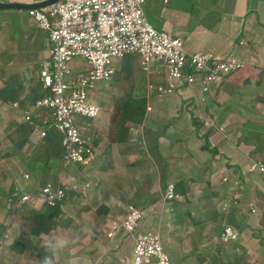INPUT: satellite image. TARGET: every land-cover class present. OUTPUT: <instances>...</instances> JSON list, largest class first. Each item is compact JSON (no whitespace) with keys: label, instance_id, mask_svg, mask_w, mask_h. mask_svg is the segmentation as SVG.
Returning <instances> with one entry per match:
<instances>
[{"label":"crops","instance_id":"obj_1","mask_svg":"<svg viewBox=\"0 0 264 264\" xmlns=\"http://www.w3.org/2000/svg\"><path fill=\"white\" fill-rule=\"evenodd\" d=\"M18 13L0 10V43L3 37L10 46L17 42L10 23ZM144 13L155 29L181 39L188 52L233 58L244 67L214 97L182 88L167 97L148 98L147 83L159 84L162 76L144 75L132 94L151 110H145L142 123L125 124V142L108 136L113 103L106 111L99 106L95 120L80 123L83 135L94 143L92 161L46 170L66 191L60 205L65 223L36 235L37 213L28 212L27 220L20 218L28 231L20 232L19 223L12 226L15 243L4 247L1 264H39L41 246L52 235L70 240L56 264H129L136 233L118 230L108 237L112 222L120 221L129 207L143 213L138 232H159L172 264H264V175L247 173L248 164L264 158V0H150ZM40 33L39 51L45 56L38 71L49 47L46 34ZM15 57L0 56V68L8 70ZM122 63H117L118 71ZM5 79L0 73V89ZM25 86L22 97L28 96ZM169 183L177 196L170 201L164 199ZM225 226L238 233L236 241L221 243ZM125 245L129 252L119 259Z\"/></svg>","mask_w":264,"mask_h":264},{"label":"built area","instance_id":"obj_2","mask_svg":"<svg viewBox=\"0 0 264 264\" xmlns=\"http://www.w3.org/2000/svg\"><path fill=\"white\" fill-rule=\"evenodd\" d=\"M148 1L58 0L50 6L26 11L49 42L47 58L38 75L44 95L33 103L16 102L12 107L23 122L33 126L35 139L41 141L49 131L59 134L63 149L59 170L92 161L94 144L89 136L81 134L80 123L99 116L101 109L94 99L97 84L111 82L117 63L125 56L138 55L140 68L147 76H162L159 84L147 83L148 98L167 97L182 88L197 89L214 97L224 88L228 77L244 67L242 61L233 58L188 52L181 39L150 24L144 13ZM162 1L167 4L170 0ZM76 59L83 60L87 69H81L80 65L71 68L70 63ZM150 110L147 105L146 111ZM247 171L264 175V164L253 162ZM165 191V200L177 198L173 183ZM65 195L62 185L57 183L47 184L34 195L21 193L20 199L27 203L34 197L48 207H55ZM142 219L140 210L129 207L120 221L112 222L108 237L118 230L136 233L129 264H172L158 231L138 232ZM237 239L238 233L232 227L222 229V244ZM3 256L4 241L0 239V264Z\"/></svg>","mask_w":264,"mask_h":264},{"label":"rangeland","instance_id":"obj_3","mask_svg":"<svg viewBox=\"0 0 264 264\" xmlns=\"http://www.w3.org/2000/svg\"><path fill=\"white\" fill-rule=\"evenodd\" d=\"M6 12H20L18 14L21 15L18 19L13 18L10 23L12 29L14 30V39L17 42H13L14 44L10 46L9 43H6V39L8 38L2 36L3 39L0 43V56H16L15 61L13 62V65L15 64V66L8 64V70L4 71L0 68V73L6 77L5 81L14 79L21 82L22 92L24 90L23 83L25 82V87L27 89L26 92L28 96H30L35 89L36 76L39 75L38 69L42 59H44L43 57L45 56L44 52L40 53L39 51L41 30L28 18L26 11L6 10ZM27 18L30 21H27ZM26 24L28 29H30L27 33L24 28ZM34 38V45L31 47V41ZM122 61L121 70H117L111 82L97 84L98 92L95 100L104 111L109 108L111 102L114 101V98L123 97L125 92L131 90L130 87H132V91H134L135 85L144 81V75L146 74L140 68L138 55H127ZM77 65H80L83 70L87 69V65L83 60L76 59L70 63V66L73 69ZM10 66L13 67L9 69ZM111 97H113L112 101ZM14 110L15 109L12 110V108H10L7 104H4V106L0 105V239H3L5 249L6 247H11V245L15 243V240H12L11 238L13 229L12 226L19 223L20 232H27V223L25 221V224L20 222V218L27 220L28 212L32 211L31 213L35 215V213H38L36 212V209L42 205L39 210L40 212L45 207V204L37 201L34 197H32L27 203L20 199L21 193H31L33 195L39 193L40 187L38 188L36 184L31 181L32 178L31 175L28 174L26 163L29 159H34V157L42 160L43 154L39 151V147H41L42 142L35 139L34 135H29L25 145L18 151L17 145L22 139V133H20L18 126L23 123V120L19 112L17 110V112H15ZM87 121L88 120H81V123L86 125L85 123ZM85 127H87V129L89 128V126ZM89 133L90 131H88L87 134L89 135ZM6 154L9 156L6 157ZM254 173H248V175H254ZM26 174L28 175V178L24 179V175ZM46 175L47 176L45 177H41V179H44L45 182H50L51 175ZM27 188L31 191L29 192ZM14 194L19 195L17 199L16 197H12ZM60 223H65L61 217L58 219L57 224L59 225ZM68 224H70V222H68ZM101 227L102 226H100V228ZM100 232L102 231H99V233ZM101 240H103V238H101ZM129 248L130 247L126 245L120 248V257L118 256L119 259L121 257L123 258L126 252H129ZM117 264L123 263L118 260Z\"/></svg>","mask_w":264,"mask_h":264},{"label":"trees","instance_id":"obj_4","mask_svg":"<svg viewBox=\"0 0 264 264\" xmlns=\"http://www.w3.org/2000/svg\"><path fill=\"white\" fill-rule=\"evenodd\" d=\"M43 95L44 94L41 91L39 80H37L32 94L27 97H22V83L14 79L5 81L4 86L0 89L1 103L5 105L7 104L11 107L16 102H20L21 105H24L26 101L33 103L35 100L42 98ZM112 98L113 97H111V101ZM112 103L113 112L110 116L111 129L108 136L111 137L113 141L125 142V140L128 139V129L125 127V124L127 122L133 124L142 123L146 110L145 101L143 99L134 98L132 90H129L125 92L123 97L114 98ZM18 128L20 133H22L21 142L17 145L19 151L25 145L29 135L33 133L34 128L25 122L21 123ZM41 142L42 145L39 147V151L43 154L44 159H37V157H34V159H29V161L26 163V167L28 168V174L31 175V181L34 182L37 187L40 186L43 188L47 184H57V178L55 176L50 177V182H45V180L41 179V177L47 176L46 170L48 168L54 169L58 168V166L60 167V161L63 157V149L60 145L59 134L53 131H49L47 135L41 140ZM261 144L264 146V139ZM7 156L9 155L6 154V157ZM257 162L264 164V158L259 157ZM64 200L65 198L55 207H48L45 205L43 210L37 213V217L33 222L35 226V230L33 231L34 234H48L50 230L58 225V219L62 216L60 205Z\"/></svg>","mask_w":264,"mask_h":264},{"label":"clouds","instance_id":"obj_5","mask_svg":"<svg viewBox=\"0 0 264 264\" xmlns=\"http://www.w3.org/2000/svg\"><path fill=\"white\" fill-rule=\"evenodd\" d=\"M70 240L63 235L48 236L41 247L44 255L39 264H56V258L69 247Z\"/></svg>","mask_w":264,"mask_h":264},{"label":"water","instance_id":"obj_6","mask_svg":"<svg viewBox=\"0 0 264 264\" xmlns=\"http://www.w3.org/2000/svg\"><path fill=\"white\" fill-rule=\"evenodd\" d=\"M58 0H45L38 3L33 4H21V3H3L0 2V10H33V9H39L46 6H50L54 3H56Z\"/></svg>","mask_w":264,"mask_h":264}]
</instances>
